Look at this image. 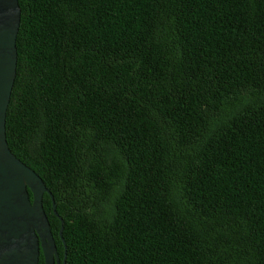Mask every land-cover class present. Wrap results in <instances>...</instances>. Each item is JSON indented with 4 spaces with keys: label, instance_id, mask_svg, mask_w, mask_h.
Returning <instances> with one entry per match:
<instances>
[{
    "label": "trees",
    "instance_id": "1",
    "mask_svg": "<svg viewBox=\"0 0 264 264\" xmlns=\"http://www.w3.org/2000/svg\"><path fill=\"white\" fill-rule=\"evenodd\" d=\"M18 5L5 134L59 264H264V0Z\"/></svg>",
    "mask_w": 264,
    "mask_h": 264
},
{
    "label": "water",
    "instance_id": "2",
    "mask_svg": "<svg viewBox=\"0 0 264 264\" xmlns=\"http://www.w3.org/2000/svg\"><path fill=\"white\" fill-rule=\"evenodd\" d=\"M20 21L18 0H0V264H59V256L42 208V178L10 150L5 113L16 72L15 40ZM29 191L31 197L29 196ZM62 231L63 220L59 217ZM65 251V248H64ZM65 252L62 264H65Z\"/></svg>",
    "mask_w": 264,
    "mask_h": 264
},
{
    "label": "flooded vegetation",
    "instance_id": "3",
    "mask_svg": "<svg viewBox=\"0 0 264 264\" xmlns=\"http://www.w3.org/2000/svg\"><path fill=\"white\" fill-rule=\"evenodd\" d=\"M40 253L42 254V252H41V251H40ZM40 253H39V254H40ZM42 256H43V255H42ZM38 259H39V257H38Z\"/></svg>",
    "mask_w": 264,
    "mask_h": 264
}]
</instances>
